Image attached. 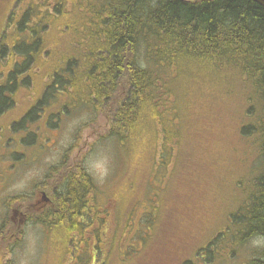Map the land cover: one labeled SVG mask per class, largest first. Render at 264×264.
Wrapping results in <instances>:
<instances>
[{
	"label": "trees",
	"instance_id": "16d2710c",
	"mask_svg": "<svg viewBox=\"0 0 264 264\" xmlns=\"http://www.w3.org/2000/svg\"><path fill=\"white\" fill-rule=\"evenodd\" d=\"M19 5V17L12 10L13 2L7 9V23L0 33V61L15 58L19 47L23 64L46 53L40 38L30 44L27 40H8L13 25L31 32L36 24L46 28L35 19V7L48 14L50 34L55 24L63 21L58 34L74 36L60 42L63 50H55L53 58L62 60L63 65L52 72L45 89L52 91L57 85L74 105H95L107 117L108 138L121 146H128L144 116L148 139L140 148L149 158V172L159 164L167 169L169 156L182 143L184 135L169 127L173 122L182 124L180 107L191 116L201 105L191 100L193 92H200L209 77L226 80V97L232 100L233 108L236 106L241 137L252 146L256 174L250 179L249 191L243 192L241 204L226 215L227 223L214 232L205 249L214 251L219 240H224V252L249 238L264 240V7L253 0H21ZM18 71L11 70L10 77ZM6 84L0 90L14 88ZM176 84L183 90L178 106L173 102ZM7 107L0 108V113ZM188 139L192 148L189 156L203 153L200 141L191 135ZM187 164L186 157L182 170ZM61 185V197L48 211L54 221L44 225L52 238L56 232L63 233V259L58 263L95 264L104 251L99 243L109 233L112 255L104 253L102 264L111 262L114 251L120 254L122 264L128 230L134 234L139 226L152 221L154 207L146 203L131 225L136 193L146 188L132 187V203L123 210L118 203L122 198L99 190L83 166L63 167ZM167 208L156 235L160 232L170 237L175 233L176 222L170 223L175 212L170 203ZM167 247L168 239L149 251L155 255ZM260 254L262 257L254 258L253 264H264V247Z\"/></svg>",
	"mask_w": 264,
	"mask_h": 264
},
{
	"label": "rangeland",
	"instance_id": "374dc122",
	"mask_svg": "<svg viewBox=\"0 0 264 264\" xmlns=\"http://www.w3.org/2000/svg\"><path fill=\"white\" fill-rule=\"evenodd\" d=\"M11 2L17 17L22 12V5H19L21 0H0V33L7 23V9ZM34 14L35 19L39 18L46 28L43 30L36 24L33 29L35 32H31L28 28L21 31L13 25L8 40H27L30 44L40 38V46L45 48L46 53L42 57L38 56L36 61L31 62L34 63L32 65L23 64L25 59L22 58L18 45L19 51L15 58L10 60L9 57L0 61V87L6 88V83L10 81L17 82L14 86L17 89L10 98L14 105L11 103L9 108L0 113V261L4 259L1 264H63L58 263L63 259V233L56 232V236L52 238L45 226L35 223L36 211L32 215L29 212L28 216L31 215L34 223L28 225L21 223L19 215L15 216L13 213L14 207H21L19 202L13 203V200L18 199L23 204L30 202L33 196L32 186L44 173L49 172L51 166L58 164L61 153L67 154L64 159V162L68 161L67 164L76 158L81 159L80 165L99 190L113 198H122L123 201L118 203L123 206V210L132 203V187L139 186L141 190L146 188L143 192L136 193L137 205L132 213L131 225L135 223L139 208L146 203L154 207L151 212L152 221L139 226L134 234H131V228L128 230L122 264H253L254 258L262 257L260 251L264 247L263 238H249L227 252H224V240L217 242L218 248L214 251L207 252L205 249L214 232L227 223L226 215L241 204L243 192L249 191L250 179L256 174L252 146L241 137L236 106L233 108L232 100L226 97L229 86L226 80H211L209 77L200 92H193L191 100L200 101L201 105L191 116L185 113L183 106L178 110L184 115L182 124L176 125L173 122L169 127L175 129L177 135L180 133L184 136L176 152L169 156L170 164L167 169L159 164L156 170L148 171L147 167L151 166L148 163L149 158L145 157L144 149L140 148L142 141L148 139L144 116L125 147L108 138L107 117L99 110L79 107L77 110L68 111L57 121L59 113L56 112L63 99L55 104H59L58 106L41 112L42 117L37 112H32L34 117L38 114L32 129H26L23 123L20 125H23L20 131H24V136H29L28 141L35 138L34 132L37 136L42 134L44 145L50 148L38 152L35 150L43 143L31 146L26 141L21 146H16V135L13 132L18 130L19 125L15 121L40 99L45 86L51 80L52 72L63 65L62 60L53 58L55 50L57 52L59 48L62 49L60 42L69 41L74 36L70 33L63 37L58 34L59 28L63 30V21L55 24L50 34L48 14L41 12L38 7H35ZM75 29L82 31V28ZM54 39L57 45L53 42ZM11 70L18 71L17 78L10 77ZM182 91L176 84L173 91V102L176 106L180 105ZM3 106L5 103L1 101L0 108ZM93 131L97 136L93 135ZM190 135L201 142L203 153L189 156L192 151L188 143ZM15 151L17 154H14ZM20 153L25 155L29 163L12 167V164H18L13 157H21ZM37 155L43 159L40 161L37 158L30 162ZM186 157L187 168L182 170ZM196 167L199 168L198 171L194 170ZM11 200L12 203L9 204ZM169 203L175 212L170 221L171 224L176 222L175 233L170 237L160 232L156 235L158 224L169 211ZM112 214L116 215L115 212ZM110 237L111 234H106L105 240L99 243L103 245L104 251L101 250L103 252H100V258L95 264H102L104 253L112 255L108 241ZM166 239L167 248L155 255L149 251ZM255 240L261 242L254 244ZM7 247H10L8 252ZM113 253L115 257L108 264H121L120 254L115 251Z\"/></svg>",
	"mask_w": 264,
	"mask_h": 264
},
{
	"label": "flooded vegetation",
	"instance_id": "af4514ba",
	"mask_svg": "<svg viewBox=\"0 0 264 264\" xmlns=\"http://www.w3.org/2000/svg\"><path fill=\"white\" fill-rule=\"evenodd\" d=\"M15 77L17 78V75H15ZM9 84H13L14 86L17 85V82H12L10 81ZM17 88H13V89H2L0 90V100H2V102L5 103V105H8L7 108L10 107L12 102L10 100L12 92L15 91ZM74 95H72L73 98ZM63 99V102L61 101V104L59 105V110L56 113H59V118L57 119L60 120L62 117L65 116V114H67V112L71 111V110H77L79 107H84L83 109L85 110H96L97 111V107L94 105H74V101L72 100H68L67 99V95L66 92L63 91V89H58L57 85L56 88L54 90H49V89H44V91L42 92V96L40 97V99L32 106V108H30L29 110L26 111V113L17 121H15V123H18V130L16 132H13L16 135V138L20 137L19 139L14 138V141H16V146H21V143H24L25 141L27 143H29L31 146H35L37 143H43V145H41L38 150L40 152L43 151L46 148H50L47 145H44V142L42 140V134L41 135H36V133L34 131L33 135L35 138H33L31 141H28L29 136H27V138L24 136L26 135L24 133V131H20V128L23 127V125L25 124V128L26 129H32L33 127V123L36 121V117L39 116L42 117L43 115H40L41 112H44V110L46 111L49 107H56L58 105H55L56 103L60 102V100ZM10 102V103H9ZM72 103V104H69ZM6 108V109H7ZM4 109V110H6ZM95 111V112H96ZM32 112H37L38 114H36V116L34 117V114ZM94 112V113H95ZM31 114V115H30ZM34 117V118H33ZM12 121H14V119H12ZM11 121V122H12ZM56 121V122H57ZM10 122V123H11ZM9 123V125H10ZM13 123V122H12ZM23 123L22 126H20ZM17 127V126H16ZM57 127L58 126V122H57ZM23 129V128H22ZM21 129V130H22ZM49 129H46V131H48ZM51 130V129H50ZM93 135L97 136V133L95 131H93ZM92 136V137H94ZM26 138V139H25ZM38 138V139H37ZM95 142V140H94ZM36 148V147H35ZM37 149V148H36ZM14 154H17V151L14 152ZM21 157L19 156V158L17 157H13L14 162H18V164L16 165V163L12 164V167H16L19 165H22L24 163L28 164L29 160L27 158H25V155H23V153H20ZM14 156V155H13ZM67 154H63L61 153L59 160H58V164L57 165H53L49 168V172L48 173H44L43 177L36 183H34V185L32 186V191L31 194H33V196L31 197V201L28 202L27 204H23V201H19L18 199L15 201L13 200V203H20L21 207H14L13 209V213L15 216L19 215V221L21 223L24 224H31L34 223L31 215L34 214V212L36 211L37 214L35 215L34 221L37 225H45L46 223H52L54 221V219H51L50 217H48V211L49 210H53L56 207V203L57 201L60 199V195L61 192L63 190V186L61 185V182H63V167L66 168H70L73 166L76 167H82V165H80V162L82 161L81 159H75L74 161L76 162H71L69 164H67V162H64V159L66 158ZM42 156L37 155L35 156V158L33 157L31 161H34L35 159L39 158V160L41 161L43 159ZM64 162V164H63ZM67 173V170H66ZM25 205V206H24ZM29 212H31V215H29ZM15 216H13L12 218H15Z\"/></svg>",
	"mask_w": 264,
	"mask_h": 264
},
{
	"label": "water",
	"instance_id": "95a60500",
	"mask_svg": "<svg viewBox=\"0 0 264 264\" xmlns=\"http://www.w3.org/2000/svg\"><path fill=\"white\" fill-rule=\"evenodd\" d=\"M182 1L190 2L195 0H182ZM253 1L264 7V0H253Z\"/></svg>",
	"mask_w": 264,
	"mask_h": 264
},
{
	"label": "clouds",
	"instance_id": "9594fccd",
	"mask_svg": "<svg viewBox=\"0 0 264 264\" xmlns=\"http://www.w3.org/2000/svg\"><path fill=\"white\" fill-rule=\"evenodd\" d=\"M260 242H261L260 240L253 241L254 244H259Z\"/></svg>",
	"mask_w": 264,
	"mask_h": 264
}]
</instances>
